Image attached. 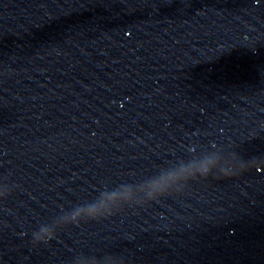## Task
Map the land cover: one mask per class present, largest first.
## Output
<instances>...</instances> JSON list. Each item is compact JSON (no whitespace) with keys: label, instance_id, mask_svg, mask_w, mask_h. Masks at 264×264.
<instances>
[{"label":"clouds","instance_id":"1","mask_svg":"<svg viewBox=\"0 0 264 264\" xmlns=\"http://www.w3.org/2000/svg\"><path fill=\"white\" fill-rule=\"evenodd\" d=\"M193 155L198 157L195 164L181 165L176 170L170 171L165 180L148 183L140 198L134 197L130 191H118V189H129L130 185H117L115 188L106 189L102 193L103 198L99 200L94 199L86 204H74L68 209H63L51 222L41 223L37 230L33 231V244L47 243L56 237L58 229L68 225L79 226L81 223L106 219L125 207L144 206L172 192H179L189 180L207 178L210 175L226 178L232 174L228 160L223 155V149L215 144L211 145L210 149L200 151L189 148L188 156ZM9 195L10 193H5L0 199ZM73 264H123V260L81 252L75 256Z\"/></svg>","mask_w":264,"mask_h":264}]
</instances>
